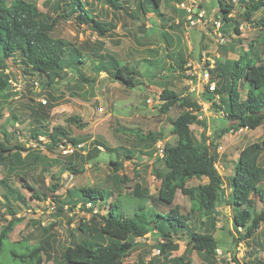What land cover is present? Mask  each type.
Listing matches in <instances>:
<instances>
[{
	"label": "rangeland",
	"instance_id": "374dc122",
	"mask_svg": "<svg viewBox=\"0 0 264 264\" xmlns=\"http://www.w3.org/2000/svg\"><path fill=\"white\" fill-rule=\"evenodd\" d=\"M28 1H33L44 12L53 0ZM124 1L134 19L123 12L116 14L96 5V15L112 26V31L105 37L98 36L91 27L79 25L73 20L58 22L50 36L72 43L82 62L75 65L74 70H60L56 77L49 80V84L44 77L39 78L36 74L28 77L26 74L29 73L23 72L26 69L19 62L7 61L5 74L11 86L8 91L11 97L0 99V139L11 145L23 146L26 151H17L19 159L10 166L14 172L0 168V182L5 181L16 188L17 194L27 203H11L9 209L0 206V231L11 219L21 220L9 235L6 248L9 249V245L38 248L32 264H64L60 258L62 248L72 241L83 239L77 230L79 223H84L86 231L94 232L91 215L87 212L97 209L93 203H86V211L72 210L64 205L68 196L75 195L78 189L96 187L111 194L100 207L101 215L106 213L108 202L115 195H131L135 187L146 190L148 197H155L159 181L153 176L154 169L160 174H164L166 169L162 164H155L154 159L161 157L165 143L173 144L176 141L171 134L170 123L181 112L176 105L165 114L161 112L163 102L159 95L162 90L189 95L198 102L201 106L198 119L204 123L205 132L202 133V128L196 125L190 129L197 142L206 144L208 137L211 134L214 136L227 123L202 98V93H205L203 84L197 85L196 79L189 74H199L207 66L216 65H220L222 70H229L239 54L248 50L251 41H256L262 35L264 37V28L245 24L238 13L233 12L228 16L237 21L238 34L234 32V23L225 26L222 19L217 17L216 0H162L157 11L150 8L146 14L136 12V0ZM224 2L233 6L239 3L238 0ZM180 4L192 7L194 15L191 21L185 22L187 15ZM198 10L205 13L200 22L196 16ZM158 13L163 16L160 17ZM258 20H264V11L255 13L252 23ZM215 21L221 22L219 32L223 35L222 42L214 35ZM263 50L264 43L257 46L256 53L261 55ZM109 57L134 67L140 84L126 89L112 80L105 69L98 67L103 63L110 70L107 65ZM180 58L185 61L183 72L177 70ZM240 90L243 98L245 90ZM208 97L211 98L210 95ZM70 116L78 117L84 126L67 123L66 119ZM35 120L47 130L62 128L84 147L75 155H64L59 148L46 147L48 143L44 135L38 138L41 144H36L28 138L30 130L37 126L32 125ZM134 131L141 135H155L157 141L148 142L151 146H147L145 142L138 141ZM263 140L264 124L255 130L230 131L220 138L216 168L224 180L225 192H229L226 178L233 174L240 151L251 143ZM95 141L112 152L99 148L101 153L98 158L89 163L85 157L90 149L89 144ZM126 155L130 158H125ZM110 162L120 163L116 178L112 177L114 167ZM259 163L264 168V151ZM69 165L80 172L66 171ZM20 177L34 189L39 200L33 198V191L24 188L18 179ZM206 182L205 178L191 180L187 186ZM3 194L7 195L0 187V201L5 203ZM57 199L58 204L53 203ZM150 201L132 200L123 195L118 198L120 208L115 209L114 213L125 216L148 213L154 209ZM173 206L178 208L180 214L188 213L189 202L180 192H177ZM58 207H62L60 213ZM162 208L165 209L161 207L158 210L161 213ZM211 217L214 220L193 214L191 227L198 232L210 233L219 241L214 256L191 250L186 245L185 236L177 234L173 236L177 248L164 260L158 257L153 234L146 233L134 241L122 264H180V258L183 259L182 263L190 260L192 264H253L256 258L264 259V222L247 242H240L239 235L230 226L228 208H219L218 214ZM221 225L225 230H221ZM226 231L232 233L233 241ZM97 241L101 245L108 244L107 239ZM0 264L19 263L13 262L6 252L0 256Z\"/></svg>",
	"mask_w": 264,
	"mask_h": 264
},
{
	"label": "trees",
	"instance_id": "16d2710c",
	"mask_svg": "<svg viewBox=\"0 0 264 264\" xmlns=\"http://www.w3.org/2000/svg\"><path fill=\"white\" fill-rule=\"evenodd\" d=\"M216 1L217 17H220L227 27L230 23H234L235 33L238 34V23L235 19L228 17L233 12L238 13L245 24L264 28V20L252 23L254 14L264 11V0H238L239 3L236 6L225 3L224 0ZM161 2L162 0H136L135 10L142 14H146L150 8L157 11ZM125 4L124 0H53L51 6L43 12L33 1L0 0V99L11 97L8 92L11 86L8 75L5 74L9 60L11 63L19 62L26 69L23 72L29 73L26 74L28 77L33 74L42 79L44 77L47 84L49 80L57 76L60 70L64 68L74 70L75 65L82 62L72 43L50 36L59 21L73 20L79 25L91 27L98 36L105 37L112 31V26L96 15L94 12L96 5L108 8L116 14L123 12L130 19H134ZM162 16L160 14V17ZM263 43V35L256 41H251L247 46L248 50L239 54L229 70H222L220 65L207 69L210 82L214 83L215 88L211 93L204 87L205 93H202V98L209 103L210 109L222 115L227 124L220 127L214 136L211 134L206 144L197 142L190 129L191 126L196 125L202 128V133L205 132L204 123L198 119L201 112L198 102L189 95L167 89L162 90L159 95L160 101L163 102L161 112L165 114L175 105L181 112L170 123L171 134L176 137V141L173 144L165 143L161 149V157L154 159L155 164H162L166 169L164 174L154 169L153 176L159 181L156 196L148 197L146 190L135 187L131 195H115V198L108 202L106 213L101 215L100 207L109 198L110 193L96 187H83L78 189L75 195L70 194L64 203L70 207L69 209L77 208L86 211L84 208L86 203L90 205L93 203V207L97 209L87 211L91 215L94 232L86 231L84 223H79L77 230L81 232L83 239L78 242L72 241L62 248L60 258L64 264H122L134 241L142 238L146 233L153 234L158 257L164 260L168 259L171 252L177 248V245L173 243L175 241L173 236L177 234L185 236L186 245L191 250L214 256L219 241L210 233L195 230L191 227V222L193 214L207 216L209 218L207 220H214L211 216L218 214L221 207L229 209L230 226L239 235L238 241L247 242L259 230L264 222V168L259 163V158L264 151V140L251 143L240 151L233 174L226 178L228 193L225 192L224 180L218 173L216 164L218 141L223 135L239 129L255 130L264 124V50L261 55L256 53L257 46ZM107 65L110 70L104 67L103 63L98 64V67L105 69L112 80L122 87L133 89L140 84L136 79L137 72L134 67L121 64L114 57L108 58ZM184 65L185 61L180 58L177 70L183 72ZM240 88L245 90L243 98H241ZM12 95L15 96V93ZM209 95L211 98L208 97ZM215 97H218L217 103ZM12 118H14L13 115ZM66 121L78 127L84 126V123L75 116L68 117ZM33 124L37 126L30 130L28 138L36 144H41L38 140L41 135L46 137L48 143L46 147L50 148H58V145L63 142L73 145L79 143V140L70 137L60 127L47 130L38 125V120L32 121ZM134 132L138 141L145 142L147 146L157 141L155 135H141L138 131ZM89 146L90 149L85 157L89 163H93L98 158L101 153L99 148L112 152L96 141L91 142ZM17 151H26V149L0 139V168L14 172L10 166L19 159ZM125 158L129 159L130 156L126 155ZM110 165L114 167L112 177L116 178L115 173L120 163L110 162ZM65 170L80 172L71 165ZM203 178L207 180L205 184L187 186L191 180L199 181ZM18 179L24 188L34 192V189L22 177ZM0 183H2L0 187L3 193L7 194L2 195L5 203L0 201V206L9 209L11 203H27L21 195L17 194L16 188L5 181ZM177 192L185 196L189 202L186 215L180 214L178 208L173 206ZM123 195L137 201L147 202L151 199L154 209L148 213L143 212L141 215L139 213L133 216L115 214L114 210L120 208L118 198ZM33 198L39 200L35 192ZM58 202V199L53 200V203L58 204ZM161 207L165 208H162L163 213L158 211ZM61 209L62 207H58L57 211L60 213ZM12 214L15 215V212ZM20 222L21 220L13 218L1 229L0 256L8 252L13 262L32 264L38 248L23 245L10 247L9 244V249L6 248L9 235ZM221 230H225L224 225H221ZM226 232L233 241L235 238L232 233ZM99 239H107L108 244L101 245L97 241ZM182 260L178 259L180 264H192L190 260L183 263ZM253 264H264V259L256 258Z\"/></svg>",
	"mask_w": 264,
	"mask_h": 264
},
{
	"label": "built area",
	"instance_id": "2783aa9c",
	"mask_svg": "<svg viewBox=\"0 0 264 264\" xmlns=\"http://www.w3.org/2000/svg\"><path fill=\"white\" fill-rule=\"evenodd\" d=\"M180 7L182 8V10L185 11V13L187 15V20L191 21V19H193V15H194V13H192L193 12L192 7L191 6L190 7L185 6L184 4H180ZM197 9L198 8H196V10ZM204 15H205L204 11L198 10V12L196 14V16L198 18L197 21L200 22ZM213 25L215 28L214 35L217 37L219 42H222L223 41V35L219 32V29L221 28V22L215 21L213 23ZM211 63L213 64V62H211ZM207 69H213V67L207 66V68L200 71L199 74L192 72L189 74V76L194 77L196 79L197 85L203 84V87L207 88L208 92L212 93L214 91L215 85H214V83L210 82V75H209V72ZM191 91L194 92L195 90L192 89ZM217 99H218V97H215V100H217ZM83 147L84 146L81 143L73 145V144L68 143V142H63V143H60L58 145L60 152L64 155H73L77 151L81 150Z\"/></svg>",
	"mask_w": 264,
	"mask_h": 264
},
{
	"label": "crops",
	"instance_id": "0c3cea01",
	"mask_svg": "<svg viewBox=\"0 0 264 264\" xmlns=\"http://www.w3.org/2000/svg\"><path fill=\"white\" fill-rule=\"evenodd\" d=\"M196 61V60H195ZM197 62V61H196ZM194 63V62H193Z\"/></svg>",
	"mask_w": 264,
	"mask_h": 264
}]
</instances>
